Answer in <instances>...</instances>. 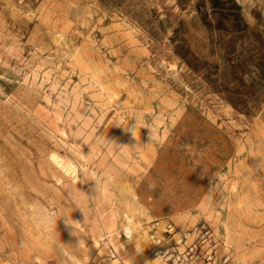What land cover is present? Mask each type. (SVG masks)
I'll use <instances>...</instances> for the list:
<instances>
[{
    "label": "rangeland",
    "instance_id": "1",
    "mask_svg": "<svg viewBox=\"0 0 264 264\" xmlns=\"http://www.w3.org/2000/svg\"><path fill=\"white\" fill-rule=\"evenodd\" d=\"M262 165L264 0H0V264H264Z\"/></svg>",
    "mask_w": 264,
    "mask_h": 264
},
{
    "label": "clouds",
    "instance_id": "2",
    "mask_svg": "<svg viewBox=\"0 0 264 264\" xmlns=\"http://www.w3.org/2000/svg\"><path fill=\"white\" fill-rule=\"evenodd\" d=\"M133 121H134V123H133ZM116 127L122 128L127 133H131V135L135 138L136 141H137L138 136L140 138L141 129H149L150 130L152 142H153V139L155 136V130L153 129V127H151L149 125V123L146 120L145 115L143 113H138V114L133 115L126 122L124 120L118 121ZM121 147H124V146H121ZM262 166H264V165H262ZM111 180H112V177L107 176V175L98 176V177H95V178L89 180V181L94 182L96 194L93 196H89L85 192H83L79 189L78 190H72L71 195L67 198L69 206L75 205V207L79 209L78 205H76V203H75V201L77 199V192L78 191L86 194V196L90 200L94 199L97 195H103L107 191V185L109 182H111ZM147 190L150 192H156L161 197H164V198L170 197L172 195L171 185L167 181H165L163 178L153 179V180L149 181L147 183ZM135 207L138 209L143 208V205L139 202L138 199L135 201ZM179 215L182 216L186 220L187 217L189 216V212L185 211L183 213H180ZM62 218H65L64 222L71 229L72 235L78 238V243L74 244V245H69V244H65L64 242L59 240L56 242L55 247L58 248L62 253L66 248H68L72 251L78 250L82 241L76 235L75 230H76V227H78L79 224H81V223L73 220L69 216H64ZM37 226L41 227L47 234L51 235L53 231L57 232L56 231L57 219L52 214L45 212V213H43L41 221ZM125 231L126 232L129 231V229L126 228ZM28 246H29V244L27 241H25L23 244L20 245L21 248H26ZM145 249L146 248H138L137 254L139 256H142L144 254ZM163 257H164V255L159 256L155 260L146 261L145 264H157V262L161 261ZM72 259L74 260V257H72Z\"/></svg>",
    "mask_w": 264,
    "mask_h": 264
},
{
    "label": "built area",
    "instance_id": "3",
    "mask_svg": "<svg viewBox=\"0 0 264 264\" xmlns=\"http://www.w3.org/2000/svg\"><path fill=\"white\" fill-rule=\"evenodd\" d=\"M163 230H164V232L170 234V233L172 232L173 229H172L171 225L167 224V225L164 227ZM149 237H150V240H151L152 243H159V242H160V241H159V238H158L155 234H153L152 231H151Z\"/></svg>",
    "mask_w": 264,
    "mask_h": 264
},
{
    "label": "trees",
    "instance_id": "4",
    "mask_svg": "<svg viewBox=\"0 0 264 264\" xmlns=\"http://www.w3.org/2000/svg\"><path fill=\"white\" fill-rule=\"evenodd\" d=\"M178 2H180V0H178Z\"/></svg>",
    "mask_w": 264,
    "mask_h": 264
}]
</instances>
